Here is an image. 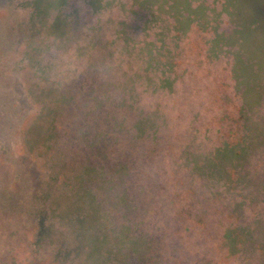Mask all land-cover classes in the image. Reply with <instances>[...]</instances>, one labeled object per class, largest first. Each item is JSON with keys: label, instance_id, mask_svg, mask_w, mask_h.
<instances>
[{"label": "rangeland", "instance_id": "obj_1", "mask_svg": "<svg viewBox=\"0 0 264 264\" xmlns=\"http://www.w3.org/2000/svg\"><path fill=\"white\" fill-rule=\"evenodd\" d=\"M0 264H264V0H0Z\"/></svg>", "mask_w": 264, "mask_h": 264}, {"label": "trees", "instance_id": "obj_2", "mask_svg": "<svg viewBox=\"0 0 264 264\" xmlns=\"http://www.w3.org/2000/svg\"><path fill=\"white\" fill-rule=\"evenodd\" d=\"M237 149H238V147H237ZM228 238H231L232 241L237 242V243H239L242 240V238H241V236L239 234H237V233H235L233 231H230V230H229Z\"/></svg>", "mask_w": 264, "mask_h": 264}]
</instances>
